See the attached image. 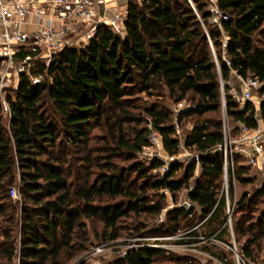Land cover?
Segmentation results:
<instances>
[{
	"label": "trees",
	"instance_id": "1",
	"mask_svg": "<svg viewBox=\"0 0 264 264\" xmlns=\"http://www.w3.org/2000/svg\"><path fill=\"white\" fill-rule=\"evenodd\" d=\"M217 4L229 15L221 25L212 21L211 0H130L122 32L100 23L85 46L66 43L50 63L33 52L5 97L9 113L0 89V264L16 257L19 264H89L81 256L92 236L104 243L173 235L176 242L213 237L200 245L223 263L201 258L238 264L227 246L235 242L226 224L224 153L216 148L224 142L226 113L234 135L240 123L264 124V0ZM17 45L21 62L31 44ZM3 64L0 57V82ZM246 69L262 81V101L243 108L228 81ZM168 97L189 101L178 115L194 121L185 145L200 155L199 174L197 159L174 161L163 176L153 170L164 160L140 156L153 130L170 155L181 151ZM251 169L237 154V187L230 180L232 199L237 191L235 241L242 264H264V186ZM191 183L193 205L169 208L150 228L148 220L168 207L166 190L177 203ZM201 258L133 246L111 264H202Z\"/></svg>",
	"mask_w": 264,
	"mask_h": 264
},
{
	"label": "built area",
	"instance_id": "2",
	"mask_svg": "<svg viewBox=\"0 0 264 264\" xmlns=\"http://www.w3.org/2000/svg\"><path fill=\"white\" fill-rule=\"evenodd\" d=\"M10 3L14 4L16 11L21 15L20 20L12 19V9L10 8ZM53 6L56 10V19L61 21V25L56 27L52 23L46 27L40 28L33 32H28L21 27V23L25 19L27 12L29 11L28 7L22 2V0H0V25L5 26L4 30V43L0 45V57L4 58L3 69L1 71L2 80L0 82V89L5 100V111L10 112V107L6 102V95L8 93L7 81L10 74L16 73L20 74L21 71H24L29 68L31 62L34 58L33 52H39L43 45L48 46L49 49L53 50L54 42L52 39L58 35L63 38L69 37L71 34H81L83 29H86L87 35L92 36L95 33V27L100 23H107V20L102 16V8H108V3L106 0H54ZM211 10L213 12L212 21L216 24L222 23L223 20L228 19L229 15L222 11L217 4L216 0H211ZM127 12L119 11L116 13L115 17L110 22L115 26L117 32H122L123 26L122 21L125 19ZM51 22V21H50ZM233 38V34H229L225 40V45L228 43V39ZM60 42V40L58 41ZM19 43H30L31 51L27 53L21 62H16V48L15 44ZM86 44H83L85 46ZM48 62H51V58L48 59ZM228 63L231 64V61L228 60ZM239 75V81L234 83L233 78H231L228 83L231 88L229 92L234 97L236 101L241 103V107H245L249 101H253L257 104L258 100L255 98L256 92L258 93L259 88L262 87V81L256 77L252 72L243 74V72L234 71ZM42 78L41 74L35 75L34 79L40 81ZM8 79V80H7ZM222 89L224 94V106H227L226 98V89L225 81H222ZM180 109L178 113L188 108L189 104L182 101L180 103ZM227 115V114H226ZM177 123V122H176ZM177 136L180 138L181 146H186V134L181 130V127L177 123ZM162 150H166L164 147L163 136L158 130H153L150 135V144L145 146L142 150V155L147 159H157L160 158L164 160V164L156 168L157 172L161 173L163 176L170 169L172 163L177 160V155H170V160H165L163 157ZM216 150L223 151L224 153V193L227 197V212L228 217L226 224L230 226L232 235L234 237V246L227 245L232 248L236 253L238 264H242V256L238 250V245L235 241L234 233V210L237 198V191L235 196L231 198L230 192V180L231 176L233 177L235 187L236 183V156L237 154H243L246 157V163L252 167L251 172L253 175L261 177V185L264 186V124H261L259 127H249L245 123H240L239 130L237 135L233 134V128L230 124L228 116L224 119V142L219 145ZM167 151V150H166ZM168 152V151H167ZM197 159L196 173L199 174L201 171V162L199 153L193 158ZM180 161V160H179ZM259 168V170H258ZM255 170V172H253ZM192 183L180 191V197L176 204L170 205L162 212L166 214L169 208L174 207L175 205L191 207L193 202L190 200L189 193L192 189ZM169 194V197L175 202L172 198V193L169 190H166ZM12 194L14 197L19 196L18 188H12ZM179 237L178 235L173 236H142L139 237L140 241L136 244H126L125 246H153V247H164L169 250H184L181 252L184 255L190 257L201 258L200 253L205 256L214 258L221 263L220 259L215 257L209 250L198 249V244L208 241L213 237H200L201 241H195L193 236L185 237L186 240L183 242L165 243L166 240H174ZM183 236H180V238ZM192 239V240H191ZM175 241V240H174ZM197 244V245H196ZM127 249L115 247L108 255L107 263H114L120 256L126 254ZM202 259V258H201ZM203 260V259H202ZM203 264H207L203 260Z\"/></svg>",
	"mask_w": 264,
	"mask_h": 264
},
{
	"label": "rangeland",
	"instance_id": "3",
	"mask_svg": "<svg viewBox=\"0 0 264 264\" xmlns=\"http://www.w3.org/2000/svg\"><path fill=\"white\" fill-rule=\"evenodd\" d=\"M73 35H76V36L73 37V36L70 35L69 37H67L65 39L66 41H64V44L71 43V44H77V45H82L83 46V44H86L88 42V40H89V37H88L89 35H83V37L82 36L79 37L78 34H74V33H73ZM54 50H57V49H53V50L48 49L47 52H44L43 48H41V50L39 52L41 53V55L43 57L49 59L52 56ZM18 76L19 75L16 74V73H13V74L9 75V77H8L9 80L7 79L8 81H7V86H6L8 90L13 88V87H15V85L17 84ZM152 99H154V97ZM168 100L170 101L171 108L174 111V115H175L174 116L175 117L174 120H175V122H177L178 125L181 127L182 132L184 134H187L190 131V129L192 128V126H193V122H194L193 119L192 118H187V119H184V120L180 121L179 115H178L179 114L178 111H179V109L181 107L180 106L181 102H173V100H171L170 97H168ZM184 102L189 104L188 100H184ZM226 116H228V115H224V117H226ZM231 126L233 128V122H232ZM162 152H163V157H164L165 160H170L171 161L173 159V158H171V156L169 155V153L166 150H162ZM197 154H198V152L196 150L192 149L191 147L182 146L180 153L177 155V160L178 161L180 160V161H183V162L186 163V162H189L191 159H193ZM140 156H141L142 159H144L146 161H150L151 160V159L145 158L142 155V153H140ZM253 172H255V170H253ZM153 173H159V172H157L156 170H153ZM256 184L261 185V177L257 176ZM15 198H18V197H15ZM174 204H176V202L173 203V201L170 198L169 202H168V207H171ZM165 218H166V214H163V215L161 214L158 217H154L151 220H148L150 228L158 226L161 222H163L165 220ZM131 221H133V220H131ZM129 223H131V222H129ZM141 223H142L141 221L136 222V224H141ZM130 227H131V224H130ZM130 237L131 236L125 237V238H122L121 240H117V241H108V242H104V243H98L97 239H95V237L92 236V239H93L92 243L93 244L81 256V259H87L89 264H107L108 255L115 247L128 249L129 247H133V246H125L126 244L127 245L128 244H136V242L140 241L139 237H133V238H130ZM163 242H165L167 244H169V243L176 244V241H174V240L169 241V240L164 239ZM198 249H205V248L203 246H201L200 244H198ZM180 251L183 252L184 250H179V252ZM200 256L202 257L201 253H200ZM206 257H209V256H206ZM19 260H20L19 257H16L14 259V261H13V264H19Z\"/></svg>",
	"mask_w": 264,
	"mask_h": 264
},
{
	"label": "crops",
	"instance_id": "4",
	"mask_svg": "<svg viewBox=\"0 0 264 264\" xmlns=\"http://www.w3.org/2000/svg\"><path fill=\"white\" fill-rule=\"evenodd\" d=\"M108 3V8H102V16L107 20V23H110L112 19L115 17L116 13L119 11L127 12L128 2L130 0H106ZM217 1V0H216ZM22 2L28 7L29 11L27 12L25 19L21 23V27L28 31L33 32L40 28L46 27L50 23L59 27L61 25V21L56 19V10L53 6L54 0H22ZM10 8L12 9V19L20 20L21 15L18 11H16L14 4L10 3ZM51 21V22H50ZM124 25V20L122 21V26ZM4 30L5 26L0 25V45L4 43ZM87 35L86 29H83L81 34L78 36ZM90 37V35L88 36ZM66 38L56 35L52 40L56 42L52 49H59L64 46V41ZM60 40V42H58ZM18 45L15 44V48ZM44 52H47L49 49L48 46H42ZM251 72L250 69H246L243 71V74ZM233 82L236 83L239 81V75L237 73H233ZM19 77L17 78V82ZM257 94V95H256ZM255 98L258 100L257 105L261 104L262 97L256 92ZM259 170V168H258Z\"/></svg>",
	"mask_w": 264,
	"mask_h": 264
}]
</instances>
